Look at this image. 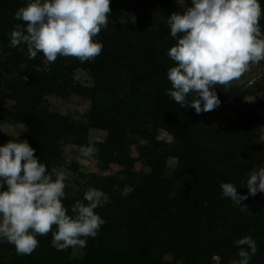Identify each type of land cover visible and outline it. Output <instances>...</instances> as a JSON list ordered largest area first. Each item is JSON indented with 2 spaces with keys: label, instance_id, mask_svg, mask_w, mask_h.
Segmentation results:
<instances>
[{
  "label": "trees",
  "instance_id": "16d2710c",
  "mask_svg": "<svg viewBox=\"0 0 264 264\" xmlns=\"http://www.w3.org/2000/svg\"><path fill=\"white\" fill-rule=\"evenodd\" d=\"M12 1L0 0V13L6 11ZM142 3L143 0H111V6L126 9ZM186 3L190 6L191 0ZM261 4L264 7V0ZM176 10L175 5L165 8L167 20ZM138 13V23L132 29L116 22L108 13V26L102 28L97 37L103 43V50L93 61L81 63L75 57L61 56L49 66L50 72H37L38 67L43 68L44 57L37 61L25 59L22 52L14 49L8 62L19 68L22 61H26V67L19 68L14 74L10 64L4 63L6 70L14 74L11 87L15 90L16 105L20 107L17 118L27 124L29 140L34 147L51 145L53 148L66 142L65 130L56 129V126H72L73 131L79 130L65 116L43 111L41 103L45 95L67 98L73 90L92 98V111L85 128H101L107 136L100 141L85 139L80 143L93 145L99 153V173L91 176V185L97 189H106L110 177L101 174L110 171L113 165H120L126 168L128 175L136 176L130 173L136 161L130 154L133 141L136 136L151 138L141 148V159L151 172L141 176L133 198L125 202L121 221L105 217V206L96 209L106 223L95 238H88L86 247L82 248V258H69L72 247L63 251L54 248L49 232L38 237L39 246L31 255H17L13 264H165L163 256L154 261L147 260L162 239L167 252L177 253L186 264H200L216 254L222 257L224 264L232 239L210 240L219 221L226 223L240 237L251 235L256 241L264 239V199H260L259 194L250 199L252 220L256 223L250 224L251 218L247 217L239 229L224 212L226 204L235 213L240 212L239 208L232 206L231 199L222 198L220 188L222 182H232L238 190L246 186L248 174L256 168V163L264 160L263 147L251 134L244 132L231 135L229 143L208 154L209 147L199 128L207 119L206 112L197 114L194 108L181 107L166 94L171 88L167 72L174 66L167 53L177 42L176 38L170 35L167 21L160 20L157 25L151 15L139 10ZM78 67L92 73L96 81L94 88L75 84L74 71ZM222 91H232V88L219 87L220 95ZM255 114L254 110H249L239 122L251 126L250 123H255ZM149 124L154 129L162 127L171 132L181 162L191 161L194 165L191 170L193 181L180 187L174 197L170 192L181 180L180 172L171 178L165 177L170 151L165 143L154 140ZM212 155H215L214 159L204 160ZM55 156L56 150H53L39 159L50 171ZM83 197L79 201H83ZM117 223L120 224L118 229L115 228ZM257 246L253 262L264 250L262 241L257 242Z\"/></svg>",
  "mask_w": 264,
  "mask_h": 264
},
{
  "label": "clouds",
  "instance_id": "9594fccd",
  "mask_svg": "<svg viewBox=\"0 0 264 264\" xmlns=\"http://www.w3.org/2000/svg\"><path fill=\"white\" fill-rule=\"evenodd\" d=\"M110 5L111 0H27L14 15L23 24L9 33L10 46L25 44L29 59L42 53L43 68L37 72H50L61 56L93 61L103 50L97 37L108 26ZM262 18L261 0H191L182 12H173L167 23L177 42L167 53L174 66L167 72L171 88L166 94L197 114L218 107L217 85H229L264 61ZM35 151L18 137L0 145V243L14 245L17 255H31L38 237L51 232L58 251L86 247L106 223L96 212L106 202L103 194L90 189L69 210L63 203L67 173L55 167L49 171ZM95 151L91 144L80 149L83 157ZM245 181L247 194L241 195L232 182H222V196L242 204L264 193V166L252 170ZM234 246L239 248L236 264H251L258 252L256 240L245 235Z\"/></svg>",
  "mask_w": 264,
  "mask_h": 264
},
{
  "label": "rangeland",
  "instance_id": "374dc122",
  "mask_svg": "<svg viewBox=\"0 0 264 264\" xmlns=\"http://www.w3.org/2000/svg\"><path fill=\"white\" fill-rule=\"evenodd\" d=\"M27 0H13L10 7L0 13V145H4L9 140L19 138L20 140H29V128L25 121L17 118V111L20 109L16 105L15 90L11 87V78L17 70L24 69L27 65L26 61H22L18 68L12 62H8V57L13 53L14 49L22 52L23 57L28 58L27 46L21 44L17 47L10 46L9 33L14 29L15 25L23 24L22 21L14 19L16 11L25 6ZM177 6L176 13L182 12L188 7L186 0H143L142 4H135L132 8H120L111 6L112 11L110 14L113 19L125 25L127 28H134L138 23V10L154 18L155 23L158 25L160 20L167 21L165 17V8L168 6ZM137 6V8L135 7ZM262 31H264V18L260 21ZM3 36V37H2ZM42 60L43 54L37 55V58L32 60ZM8 62L10 68L14 70V74L6 70L4 63ZM74 80L76 85L94 88L96 81L92 73L83 67H78L74 71ZM232 88V91H222L221 95L218 88ZM221 103L214 110L206 112L207 119L199 128L203 133V141L208 145L209 152L221 149L225 144L229 143V138L233 134H243L248 132L252 135L255 142H258L264 150V61L250 66L242 77L232 81L229 85H217L215 89ZM99 92L103 94V90L99 88ZM93 100L90 96H82L73 90H70L67 98L59 97L55 94H47L41 103V108L46 114H58L65 116L71 124L75 125L79 130L73 131L72 126H56V129H62L66 132V142L58 143L55 147L39 146L34 147L35 155L40 158L41 155L51 153L56 150V156L53 158V164L50 167H55L58 171H63L68 175L67 187L65 189L66 199L64 205L70 210L71 206L77 201L82 199L85 192L90 189H97L91 185V176L94 173H99L98 161L99 153L96 150L90 157H83L80 149L86 146L80 143L83 140L89 142L100 141L106 138L107 132L101 128L85 126L89 123V116L92 111ZM249 110L256 112L254 116L255 123L243 124L239 122L240 118H245ZM62 125V124H61ZM149 131L154 136V140L163 142L167 145L170 155L167 158V168L165 170V177L171 178L176 172H180L181 180L178 185L174 186L171 190V197L177 195L178 190L185 183L192 182L193 176L191 170H194V165L191 161L182 163L180 159V151L176 147L175 136L167 129L159 127L154 129L152 125H148ZM150 137L143 138L136 136L133 145L130 149V154L136 159L134 165L130 169V173H135L136 176L128 175L126 168L120 165H113L112 169L108 172L101 174L102 176H109L110 180L106 185V189H97L101 191L106 202L103 204L106 208L105 217L121 221L123 217L124 204L128 199L133 198L135 189L140 185V178L142 175H148L151 168L141 159L142 147L150 142ZM174 147V148H173ZM215 155L210 158L204 159L209 162V159H214ZM256 168L264 166V160L256 163ZM241 195L247 194V185L238 190ZM260 199H264V193H258ZM249 196L247 200L242 201V204H235L231 201L234 208H239L238 213L233 212L226 204L224 212L226 215L237 224L240 229L242 222L247 218H251L250 224H255L256 221L252 220L253 208L250 204ZM222 198H225L222 196ZM102 206V207H103ZM263 218H264V205H262ZM115 228H120L117 223ZM55 231V227L53 228ZM255 235V233H254ZM231 238L232 242L228 248V256L224 264H236L240 259L238 256L239 248L234 246V241L242 238L237 235L229 226L223 221H219L216 225L215 233L210 240H224ZM263 242L264 239H259ZM256 241V242H259ZM53 246V245H52ZM54 247V246H53ZM56 248V247H54ZM264 248V246H263ZM84 252L82 248H73L69 254L70 259L82 258ZM17 256L14 245L2 242L0 243V263L13 264V260ZM159 256L164 257L165 264H186L185 261L178 256L177 253H168L167 247L162 239L158 248L154 249L148 257V261H154ZM256 256V255H255ZM251 259V264H264V250L257 256L255 262ZM222 257L216 254L212 259H204L200 264H222Z\"/></svg>",
  "mask_w": 264,
  "mask_h": 264
}]
</instances>
